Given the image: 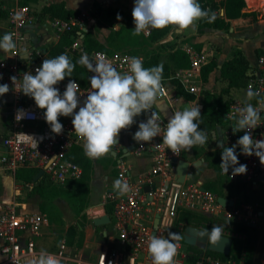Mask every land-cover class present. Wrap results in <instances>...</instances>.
I'll list each match as a JSON object with an SVG mask.
<instances>
[{
  "label": "built area",
  "instance_id": "2783aa9c",
  "mask_svg": "<svg viewBox=\"0 0 264 264\" xmlns=\"http://www.w3.org/2000/svg\"><path fill=\"white\" fill-rule=\"evenodd\" d=\"M13 1L14 3L5 9L8 21L7 33H12L16 48L12 51V59H0V75H2L0 84H8L11 95L8 131L0 143V167L4 172L10 174L22 167L33 168L37 171L42 169V176L51 183L65 185L68 182L79 180L83 175L81 167L67 158L69 150L74 145L80 144L81 138L77 137L74 132L71 116L66 122H61L64 126L62 134L52 133L43 118L45 110L37 107L33 98L24 95L22 91H17L11 80V77L15 76L17 78L16 85H19L22 83V76L25 72L31 70L35 73V68L38 67L31 66L19 58V45L25 40V30L35 21L33 10L29 6L20 5L18 0ZM92 16L93 14H81L68 20L51 18L49 24L58 34L70 31L84 32L89 27V22H92ZM150 32L151 30L149 34ZM69 50L73 53L77 52L78 57L86 53L93 60L97 54H102L120 72L127 71L128 66L124 58L131 57L120 53L107 54L103 51H93L88 54L77 42H73ZM186 52L190 59L189 68L200 69L203 62L198 58V55L188 48ZM257 62V69L248 75L246 89L251 87L254 91L261 93L260 97L254 98L252 103L259 107L258 100L264 99V54H259ZM91 75L93 73L87 70V82L84 86L76 81L80 86L81 103L90 88L88 78ZM69 80L73 79H65L55 87H58L63 93ZM164 81L162 80L163 87L158 101L168 104L174 96L169 94ZM243 104L239 103L235 108H232L230 114ZM78 108L74 111H78ZM18 109H23L25 113L20 120L16 119ZM154 110L159 112L161 128H166L167 117L157 107ZM260 116L261 124L252 130L254 139H264V111L260 112ZM146 119L147 116L139 122ZM39 122L43 127L41 130H33L30 127ZM243 134L244 131L239 133L229 131L227 136L229 140L236 142ZM133 148V152L137 156L145 152L152 155L150 170L145 176L137 177L129 166L120 165L116 176L126 180L131 190L123 196L117 195L116 191L108 192L103 202L111 208L109 218L113 222L116 241L122 249H103L97 254L95 260H89L77 252L71 251L66 240L63 239L55 250L47 251L56 255L61 264H152L148 253V244L152 235L167 238L169 231L175 233V222L180 210L215 217H219L222 212L226 213L228 207L221 206L217 201V196L206 190L202 184L188 182L186 178L183 183L177 181L175 165L171 164V160L181 159L182 151L179 155H175L170 149H167L162 143V134L153 138L151 142L138 143L135 141ZM236 154L239 163L247 165L246 174L233 176L228 171L225 175L230 179L240 178L242 182L253 187L264 184V165L260 163L258 157L255 155L246 156L240 152L239 148ZM145 188L148 189L145 190ZM17 196L19 193L14 194L12 200L0 205V254L3 257L0 264H26L29 257L36 256L41 251L36 248L35 238L40 236V228L45 221L44 216L24 212L23 208H20L21 202L16 198ZM226 215L228 216V214ZM156 217L158 223L154 228ZM246 223L249 226H256L255 223ZM175 243L177 254L173 264H190L188 262L190 252L181 242L176 241ZM203 258L206 264H223L221 260L209 256ZM203 258H200L195 264H201ZM261 262L264 264V254L261 257Z\"/></svg>",
  "mask_w": 264,
  "mask_h": 264
},
{
  "label": "clouds",
  "instance_id": "9594fccd",
  "mask_svg": "<svg viewBox=\"0 0 264 264\" xmlns=\"http://www.w3.org/2000/svg\"><path fill=\"white\" fill-rule=\"evenodd\" d=\"M132 17L135 25L132 35L139 36L141 33L149 34L151 29H163L169 25L175 26L178 31L195 30V22L206 20L213 23L216 13L202 8L198 0H134ZM15 48L12 33L0 37V50L12 54ZM124 61L128 66L127 71L120 72L102 54H97L93 60L85 53L75 63L67 54H60L44 59L35 68V75L25 72L19 85H16L15 76L11 80L17 91L33 98L36 106L45 110L43 118L52 133L59 135L63 132L64 126L59 116L72 117L74 132L84 141V154L89 159H100L109 154L113 145L119 143L120 131L130 128L136 123L135 117L141 114H146L147 119L139 122L138 130L132 135V139L138 143L151 142L162 134L163 145L175 155L205 145L208 135L199 127L201 112L197 105L175 111L169 117L166 128H161V118L154 106L163 87V64L146 68L143 58L136 56L125 57ZM76 64L93 73L88 78L90 88L82 103L80 86L76 81L69 80L63 93L54 87L65 77L72 76ZM8 92L9 85L0 84V96ZM245 95L244 104L228 115V119L235 121L232 131H244V134L231 147L225 146L222 141L218 143L222 149L220 167L227 174L232 166L233 176L247 172V165L239 163L237 147L246 156H257L264 165V139H254L252 135V130L261 124L260 112L264 111V99L258 100L260 106L256 107L251 101L260 97L261 93L249 87ZM77 108L78 111H74ZM24 115V110L18 109L16 119L20 120ZM112 187L119 196L131 190L123 178L116 179ZM223 227L213 225L211 230L198 232V235L215 245L223 236ZM180 239V234L171 231L167 238L152 235L148 244L152 264H173L177 254L175 242ZM27 264H61V261L56 255L42 249L36 256L29 257Z\"/></svg>",
  "mask_w": 264,
  "mask_h": 264
},
{
  "label": "crops",
  "instance_id": "0c3cea01",
  "mask_svg": "<svg viewBox=\"0 0 264 264\" xmlns=\"http://www.w3.org/2000/svg\"><path fill=\"white\" fill-rule=\"evenodd\" d=\"M2 1L0 0V4L3 7V9H5L6 7L14 3L13 0H7V1H10V3L4 2L5 0H2ZM133 1L134 0H84L83 4H81L80 6H78L77 3H75V1L73 0H39V3L42 4L41 7H44L51 3L63 2L65 5V8L71 9V10H78L80 12L78 15H81V14H91L90 11L91 9H93L95 5L100 7L102 10L111 6V7H119L123 9L124 11H127L129 9H133L134 7ZM215 1L219 3L220 5L218 9V13L220 15H223L224 10H223L221 3L224 0H215ZM244 1H245L246 6L243 8L242 11L247 13V15L236 18V19H229L228 21H229L230 26L227 30L207 29L204 32L199 33L197 32L198 31L197 30L198 21L195 22V30H192L191 28H189L187 30L178 31L176 30L175 27L173 28V30L176 33L175 35L176 39L173 42L174 43L177 42L178 47L182 48L185 51L187 48L194 51L198 55V58L202 60L203 62L202 66L207 64L210 61H215L217 63V66L209 73L206 81H203L201 79L200 69H191V68L182 69V70H174L171 74V78L165 79L164 84L167 87L168 92H170L169 94L171 96H174L173 100H171L167 104L171 115H173L175 111H182L185 107H191L194 105H197L201 111L204 107V101H205L204 93L205 92L212 93L213 91H215L217 93H221L223 89L227 88L228 82L226 79L221 77L220 67L225 61L233 57L236 49H239L243 52L244 57L246 58L248 62V65H249L248 75L250 72L255 71L257 69L258 56L259 54H264V0H244ZM32 10L35 16V21L32 25L28 26L25 30V40L21 42L19 45V58L21 60H25L31 66H40L44 59H51L55 57L50 52V49L58 43L60 34L62 33L60 34L56 33V31L50 26L49 21L51 20V17L47 15L40 17L41 10H34V9ZM118 19H121V17ZM2 22L3 24H1V21H0V37H2L8 31V21L6 17L3 18ZM89 28H90V24L87 29ZM114 29L116 28L114 27ZM84 32H77V33L82 34ZM167 39H170V35L168 36ZM98 40L101 43L104 42V40L103 41L100 39ZM73 42H77L79 44L77 39H75ZM173 42H171V44ZM197 44L201 45L199 52L195 50V45ZM70 46H67L65 48V52H72L71 50H69ZM42 51H44V53H41ZM33 54H36L37 56L32 62ZM74 54L77 55L78 53L74 52ZM0 59L10 60L12 59V55L6 54L3 50H0ZM78 59L79 57L77 55V60ZM29 72L35 75V73H33L31 70H29ZM65 79H71V77H65ZM172 79L178 81V83L183 87V89L186 92H189L193 95V98L187 99L179 95L176 92L175 85L172 83ZM246 91H247L246 86H244L240 88H230L227 93L222 94L223 100L227 101L228 106H229V110L225 116L224 124L220 126L221 134H222V142L224 143L225 146L231 147L233 144H235V142L229 140L227 136L229 131H232V127L234 126V123H235V121L228 119V115L230 114V110L232 108H235L239 103L245 102ZM253 101L254 99L251 101V103H253ZM0 104H1L0 107L2 108H3V105H5L6 110H7L6 114L3 113V120H1L0 122V143H1L3 136L8 131V125L10 122L11 95L9 92L4 94L3 96H0ZM155 107H157L158 109L157 105H155L154 108ZM145 116L147 115L141 114L135 117L136 123H134L131 126V131L130 130L127 131V129H122L120 131L119 143L113 145L109 154L105 155L104 157L100 159H94V160L90 159L91 168L89 170V181H88L89 193L87 195L84 205L86 204L87 200H89L90 202H93L95 205L91 206L89 211L86 212L88 215H90L88 216V220L90 221L91 224L85 227V229L83 226H82L83 228L80 226V230L82 231V229H84L83 232H85V241H84L85 245H83L85 248H87L88 247L87 245L91 243L90 240L88 239V237L90 236L89 234L95 235L96 237L98 236L99 239H97L98 241L94 243L93 247L90 248L89 250L90 252L87 253L90 255L85 254L86 252H84L82 248H80L79 250L76 249V247L73 246L74 244H72V246L69 245V249L71 251L77 252L78 254L82 255L83 257L89 260H95L97 254L103 249H110V248H115L118 250L122 249L121 246L116 241V232L113 229L112 220H110L109 218V223L104 224V225H95L93 223V220L103 215H107L109 217L111 208L105 205L103 202L105 200L106 194L108 192L114 191L112 186H113V182L116 179H118L116 175H117L120 165L129 166L130 170H132V173L136 175L137 177L145 176L150 170L152 166V155L145 152L144 154L137 156L133 152V149H134L133 144L135 143V141L132 139V135L134 134L135 131H137L138 122ZM58 119L60 122L64 123L68 120V117L59 116ZM33 125L42 126L40 122L32 124L30 127H32ZM214 132L215 130L211 129L209 132V135L208 134L207 135L209 136L208 137L209 141L213 143V146H214L213 150H216L220 147L217 144V138L214 137ZM81 141L84 142L82 139ZM238 148L239 147H237L236 149V153L238 151ZM199 150L200 148L194 152L193 150L182 152L181 159L189 163L188 174L186 176V180L188 182H195L194 180H192L191 175L194 171L193 169H197V170L199 169L200 176H204L205 178V179H201L200 177L198 178L199 181H201V183L204 181L205 182L213 181L215 179V174L212 171L213 169L209 168L208 166L206 167L204 158L196 155V152L197 154L200 152ZM71 152L74 154H83L85 156L82 143L74 145L69 150V153ZM112 152H115L116 155L115 156L112 155ZM198 161L200 162V164L197 166H193V164L197 163ZM95 164L97 165L94 166ZM21 169L35 170L33 168L22 167L16 170L15 173L10 174V173L4 172L2 168L0 167V182L3 183V182L8 181L9 183L12 184V187L14 189L12 190V196H11L12 198L14 194L16 193H19V196L16 197L17 199L20 198L22 194L21 192L22 187H20L19 184H17V183H20L21 181H19L16 178L17 172ZM101 173L103 174V176ZM92 174H94V176ZM44 178L50 184L57 186L56 184L51 183L46 177L41 176L36 182L33 181L32 183H28L30 184V186L28 185L29 188H31L30 190H33V185H36L40 179H44ZM73 182L74 181L68 182L66 185H70L71 187H73L74 186ZM92 185L93 186L96 185L97 187L95 186V189H94ZM93 190H94V193H93ZM96 192H98L96 195L98 198V201H96L97 198L94 201H92V198L94 197ZM99 194H101V198L98 197ZM228 199L233 200V198H228ZM233 205H234V201H233ZM93 212H95V214H92ZM215 219H218V218H215ZM95 227H97V229ZM252 227H256V226H252ZM184 228L185 227H180L179 229L175 230V232L179 231L182 233V230ZM223 235L228 236L225 233H223ZM41 238H42L41 235L35 238L36 248L38 250L43 249ZM64 240H67V237H64ZM179 242H181L183 246L186 248V250H188L187 249L188 245H186L183 242V239H180ZM56 248L52 250H46V251H53ZM197 248L201 250H205L207 247L205 248L197 247ZM205 256H209V255L202 254L201 256L197 258L196 261H198L200 258H203ZM209 257L219 259L223 262V264H233L230 260L223 261L222 259L218 257H213V256H209ZM2 259L3 257L0 254V263ZM188 262L190 264H195V262H190L189 260ZM26 264H27V260H26ZM201 264H206V262L204 261V258Z\"/></svg>",
  "mask_w": 264,
  "mask_h": 264
},
{
  "label": "trees",
  "instance_id": "16d2710c",
  "mask_svg": "<svg viewBox=\"0 0 264 264\" xmlns=\"http://www.w3.org/2000/svg\"><path fill=\"white\" fill-rule=\"evenodd\" d=\"M37 0H18L20 5L28 6L31 3H36ZM201 7L204 9H211L216 12V19L213 23H208L206 20H199L197 22V32L202 33L207 29L227 30L230 26L229 19H236L247 15L243 12V8L246 6L244 0H224L221 5L224 10V14L220 15L218 9L219 3L215 0H198ZM80 12L78 10H71L65 8L63 2L51 3L44 6L40 11V17L47 15L51 18H59L62 20H68L69 18L76 17ZM102 20L111 30L105 38L106 43H101L93 34L92 28L87 29L84 33L78 34L76 31L64 32L60 34L58 43L50 49V52L56 57L60 54H67L73 63L77 61L76 54H69L65 52V48L70 46L72 42L77 39L79 45L90 54L93 51H103L107 54H114L117 51H127L130 56L142 57L144 67H152L159 64H163V80L171 78V74L174 70H182L189 68V55L182 48L177 46L176 43L162 44V46L152 48L153 44H156L163 40L167 35L173 31V26L169 25L163 29H151L148 36H144L142 33L139 36H133L132 31L133 17L132 9L124 11L119 7H107L102 10ZM6 17V10L0 4V19ZM122 18V24L118 29H114V22L118 18ZM201 45H195V50L200 51ZM41 53H44L42 51ZM167 53V60L160 61L161 54ZM37 55L33 54L32 62ZM217 66L215 61H210L200 68V75L203 81L207 80L209 73ZM248 69L249 65L241 50L236 49L233 57L225 61L220 67V75L227 80V88L223 89L221 93L213 91L212 93L205 92V103L201 112L199 126H207L210 130H215L217 126H222L225 121V116L229 110L228 102L223 100L222 94L229 91L230 88H240L246 86L248 81ZM71 79L77 81L80 85L84 86L87 82V70L79 64H76L75 70L72 73ZM172 83L175 85L176 92L187 98L192 99L193 95L186 92L178 81L172 79ZM210 130L207 132L209 135ZM198 149L193 147V152ZM75 150V149H74ZM74 152V151H73ZM221 152L222 149L218 148L214 150L213 154H210L208 161V167L213 169L216 174V178L213 181L206 182L204 188L216 196H222L227 198H234L244 189V182L240 178L230 179L221 171ZM68 160L81 166L83 169V175L79 180L73 182V195L77 201L79 207L83 209L87 195L89 193L88 181L89 170L91 168V160L83 154L69 153ZM37 170L21 169L17 172L16 178L21 182L32 183ZM40 179L36 185H33V190L38 194H43V189L40 186ZM223 223L225 225H219ZM227 224V225H226ZM213 225L224 226L223 233L227 234L232 239L231 249L228 255H222L210 251L208 248L205 250L198 249L195 246H187V249L191 254L189 255V261L195 262L202 254L213 257H218L223 261L230 260L233 264H252L254 250L258 239V229L256 227L240 224H228L222 220L215 218H208L206 216L197 214L188 210H180L175 222V230L180 227L194 226L204 229L206 231L211 230ZM80 226H70L67 232V236L70 240H66L67 244L72 246L73 239L76 235L81 236L82 231ZM81 244V239L79 243Z\"/></svg>",
  "mask_w": 264,
  "mask_h": 264
},
{
  "label": "rangeland",
  "instance_id": "374dc122",
  "mask_svg": "<svg viewBox=\"0 0 264 264\" xmlns=\"http://www.w3.org/2000/svg\"><path fill=\"white\" fill-rule=\"evenodd\" d=\"M73 1H75V3H77L78 6H80L81 4H83L84 0H73ZM4 2L10 3V1L7 0H5ZM28 6L34 10H42V8H44L41 7L42 4L39 3V0H37L36 4L31 3ZM90 12L91 14H93L92 16L93 20L92 22H89L90 28H92L91 30L93 31V34L98 39L102 41L104 40L103 43L105 44L106 43L105 37L108 35L111 29L106 24L102 23L103 20H102V13L100 7L95 5ZM0 21L1 24H3L2 22L3 19H0ZM114 24H115V28L118 29L119 26L122 24V18L117 19L114 22ZM169 35H170V39H167ZM175 35L176 33L173 30L163 40H161L156 44H153L152 48L162 46V44L173 42L176 39ZM67 53L74 54L72 52H67ZM116 53L129 55L127 51H117ZM163 60L164 61L167 60L166 53L161 54L160 61ZM204 104H206L205 101ZM6 112L7 110L5 105H3V108L0 107V122L1 120H3V113L6 114ZM199 127L201 130H204L206 133L210 130V128L207 126H199ZM31 128L33 130H41L43 127L41 125H37V126L33 125ZM129 130L131 131V127L127 129V131ZM81 143L83 144L84 142L80 141V144ZM198 147L200 148L199 150L200 152L198 154L196 152V155L204 158L205 166L207 167L209 164L208 163L209 160L207 159H210V154L214 153L213 143L208 139L205 145ZM192 149L190 151H192ZM96 165L97 164H95L94 166ZM193 170L194 171L191 175L192 180H194L199 184L203 183L202 185L204 186L206 182L204 181L201 183V181H199L198 179L199 177L201 179H205L204 176H200L199 169L198 170L193 169ZM212 171L215 174V171L214 170ZM92 175L94 176V174ZM215 178H216V174H215ZM17 184H19V186L22 187L21 188L22 194L20 198H18L19 201H22L20 208L21 209L23 208V211L26 213L42 214L44 216L45 221L43 222V225L40 228L43 250H52L56 248V246L60 243L62 239H64V237H67V240H70V238L67 236V230L69 229L70 226L72 227L81 224L85 229V227L91 224L90 221L88 220V216L90 215H88L86 212L89 211L90 207L95 204L87 200L83 209H81L77 201L75 200V197L73 195V188L70 185L65 184V185L55 186L50 184L44 178L40 182V186L43 189V194H38L35 190H30L31 189L29 188L30 184L26 182H20ZM95 186L96 185L93 186L94 189ZM12 190L14 189L11 183H9L8 181L3 183L0 182V205L13 199L11 197ZM97 193L98 192H96V194L92 198V201H94L97 198L96 196ZM98 197L101 198V194H99ZM96 201H98V198L96 199ZM233 201H234V205L232 207H228L226 213L224 212L220 213L219 217H215L212 215H204V216L208 218H218L228 224L247 225L246 222L255 223L258 229V239L255 246V251L253 256L254 259L252 261V264H262L261 257L264 254V184H260L254 188L245 184L244 189L237 196L233 198ZM249 212H251V214H249ZM92 214H95V212H93ZM226 214H228V216ZM222 224L223 223H220L219 225ZM190 227L196 230H200L199 227H194V226H190ZM95 228L97 229V227ZM84 229H82V233L80 237L78 235L74 237L73 246H75L76 249L78 250L82 248L84 252H86L85 254H87L88 252H90L89 250L91 247H93L94 243L98 241L97 239H99V237L89 234L90 236L88 237V239L90 240L91 243H89V245H87L88 247L85 248L83 246L85 245L84 243L85 232H83ZM184 231L185 228L182 230V232ZM80 239H81V244H78Z\"/></svg>",
  "mask_w": 264,
  "mask_h": 264
},
{
  "label": "water",
  "instance_id": "95a60500",
  "mask_svg": "<svg viewBox=\"0 0 264 264\" xmlns=\"http://www.w3.org/2000/svg\"><path fill=\"white\" fill-rule=\"evenodd\" d=\"M158 106V110L160 112H162L163 114H165V116H167V118L169 119V117L171 116L168 106L164 101H158L157 103ZM214 137L217 138V144L219 142L222 141V134H221V127L217 126L214 132ZM112 155H116L115 152H112ZM259 160V158H258ZM171 164L175 165V173L177 176V181L179 183H183L185 181V178L188 174V168H189V163L183 159H172L171 160ZM200 162L198 161L197 163L193 164V166H197L199 165ZM229 172L232 173V167H229ZM43 175V170H39L37 172V174L35 175L33 181L36 182L41 176ZM148 188H145V190H147ZM218 203L223 206V207H231L233 205V200L232 199H228L226 197H222L219 196L217 198ZM93 223L95 225H104L109 223V217L107 215H103L100 216L96 219L93 220ZM158 223V219L157 217L154 220V228H156ZM202 231H206L203 229L200 230H196L190 226H186L185 227V231L184 232H175L178 233L182 236L183 242L186 245H190V246H197V247H201V248H205L207 247L210 251L218 253V254H222V255H228L231 249V245H232V239L229 236L223 235L220 242H218L217 244L213 245L211 244L206 237H200L198 235V232H202Z\"/></svg>",
  "mask_w": 264,
  "mask_h": 264
}]
</instances>
